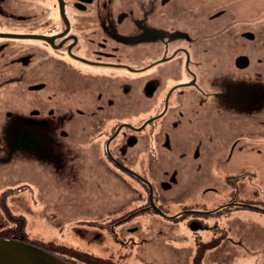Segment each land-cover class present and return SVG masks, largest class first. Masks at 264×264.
<instances>
[{"label":"flooded vegetation","instance_id":"flooded-vegetation-1","mask_svg":"<svg viewBox=\"0 0 264 264\" xmlns=\"http://www.w3.org/2000/svg\"><path fill=\"white\" fill-rule=\"evenodd\" d=\"M255 156L264 159V0H0L8 240L63 264H120L124 254L41 248L13 214L21 197L141 252L153 228L167 236L166 224L197 231L198 217L264 214ZM78 193L95 199L90 211L44 199ZM215 229L219 244L235 243Z\"/></svg>","mask_w":264,"mask_h":264},{"label":"rangeland","instance_id":"rangeland-1","mask_svg":"<svg viewBox=\"0 0 264 264\" xmlns=\"http://www.w3.org/2000/svg\"><path fill=\"white\" fill-rule=\"evenodd\" d=\"M242 162L240 161L241 165ZM247 163L245 162L246 165ZM250 164L253 165L255 172L257 194L254 198L264 201V159L255 156ZM256 179H259V181ZM2 184L4 183H0V227L11 225V219L8 222V217L5 216L8 212L2 207L3 197L7 196L6 204L12 210L8 199L9 187L8 185L7 187H1ZM95 185L98 186V183L94 181L85 184L80 183L83 188H88V186L94 188ZM106 185L105 189H112L110 182ZM33 199L37 200L36 205L30 201L29 195L28 197L26 194L22 196V203L18 210L13 211V214H24L28 221H31V225L27 226L29 235L35 239L38 238L41 241L48 242L39 245L41 248L51 252L64 253L67 257L75 256L83 259L77 252H80L86 258L85 252L87 251L106 255V257L112 255L113 258H118L119 255L124 254L125 259H123V262H119L120 264H264V214L255 211L243 210L244 212L234 213L230 217L224 214L223 218H216L214 215L198 217L205 224L200 226L197 231L189 228L188 230L183 225L173 228L166 224L163 225L164 231L168 233L165 236L162 231L161 234L158 233L160 229L153 228L151 231L154 232L150 237L151 242H149L151 244L145 245L141 252H136L134 248L131 251V248L127 247L128 243L124 248L120 245L114 246L111 244L110 235L105 229L87 226L93 224L83 223V226H77L79 223L70 217L64 216L62 220L54 218L52 213L49 214L43 210L40 196L36 197L34 194ZM44 199L47 202H52L53 207L57 203L65 206L64 201H69L74 212L80 210L90 211L93 208V201L95 202L92 196H80V193L74 201L65 196L45 197ZM204 201L209 203L207 198ZM259 202L256 203L264 208V203ZM174 206L178 205L174 204ZM24 211L27 213H24ZM144 222L140 228L143 229V233H146L147 223ZM216 224L224 229L225 235H222V237L227 235L235 243L226 241L219 244L220 238L218 240L214 239L220 235V231L215 229ZM210 227L212 228L210 229ZM140 231L141 229L138 235H140ZM97 234L100 236L96 239ZM216 241L218 245H215ZM57 242H63L67 245H64L63 249H58L54 245ZM108 250H111V252L109 253ZM201 258L202 260L199 261Z\"/></svg>","mask_w":264,"mask_h":264},{"label":"water","instance_id":"water-1","mask_svg":"<svg viewBox=\"0 0 264 264\" xmlns=\"http://www.w3.org/2000/svg\"><path fill=\"white\" fill-rule=\"evenodd\" d=\"M63 264L46 252L30 246L0 238V264Z\"/></svg>","mask_w":264,"mask_h":264},{"label":"trees","instance_id":"trees-1","mask_svg":"<svg viewBox=\"0 0 264 264\" xmlns=\"http://www.w3.org/2000/svg\"><path fill=\"white\" fill-rule=\"evenodd\" d=\"M7 230H0V238L2 239H7L8 237L6 236ZM74 257V256H73ZM41 263V262H40ZM42 264V263H41Z\"/></svg>","mask_w":264,"mask_h":264}]
</instances>
